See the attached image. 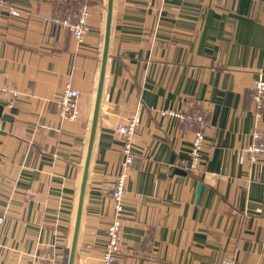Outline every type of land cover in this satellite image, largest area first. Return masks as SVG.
I'll return each mask as SVG.
<instances>
[{"label":"crops","instance_id":"obj_1","mask_svg":"<svg viewBox=\"0 0 264 264\" xmlns=\"http://www.w3.org/2000/svg\"><path fill=\"white\" fill-rule=\"evenodd\" d=\"M105 3L0 4V264L65 263ZM82 5L89 29L78 42L60 21ZM258 79L264 0H113L74 264H102L121 171L115 126L134 109L141 118L113 264H264V158L252 161L248 150L254 129L264 136V107L256 119L249 97ZM67 82L80 91L77 119L57 114ZM191 104L204 110L207 127L199 169L183 175L172 167L187 169L195 127L159 110Z\"/></svg>","mask_w":264,"mask_h":264},{"label":"built area","instance_id":"obj_2","mask_svg":"<svg viewBox=\"0 0 264 264\" xmlns=\"http://www.w3.org/2000/svg\"><path fill=\"white\" fill-rule=\"evenodd\" d=\"M4 0H0V4ZM10 13L18 15L17 10H11ZM89 11L86 5H82L78 10L63 18L60 22L62 26L68 29L78 42L83 41L84 35L88 31ZM80 91L76 89L70 82L63 85L60 97L57 100V114L60 118L77 119L80 114L78 98ZM250 102L254 107L255 118L260 117L261 109L264 107V81L258 79L249 93ZM159 113L166 117H175L183 125H193L190 146L188 151L187 169L190 172H196L201 162V150L205 138L206 121L204 110H192L189 107L181 110L160 109ZM141 114L138 109H134L128 115L120 120L115 131L122 141L121 145V171L115 177V181L110 190V199L112 202V218L107 227V239L103 245L102 264H113L115 255L119 252L120 234L122 223V209L124 197V185L129 169L133 163V138L136 127L140 123ZM253 143L248 150L250 151V159L254 161L257 157L264 158V136L254 129L252 131ZM3 216L0 215V227ZM30 264H37L31 262ZM221 264H234L230 259H222Z\"/></svg>","mask_w":264,"mask_h":264},{"label":"water","instance_id":"obj_3","mask_svg":"<svg viewBox=\"0 0 264 264\" xmlns=\"http://www.w3.org/2000/svg\"><path fill=\"white\" fill-rule=\"evenodd\" d=\"M112 11H113V0H106L105 3V18H104V32H103V39H102V48H101V55L99 61V70H98V77L94 95L93 106L91 110V116L89 121V128H88V136L86 142V148L84 153V160L82 163V170H81V177L79 181L78 187V194H77V201H76V208L74 213L73 219V226H72V233L70 238L69 246L66 250L65 255V263L64 264H74V258L76 254L77 242L80 232V225H81V218H82V211L84 205V197L86 192V185L88 180L89 174V166L92 157V149L94 144V138L96 133V124L97 118L100 108V101L102 97L103 91V84H104V75L106 70V63L108 58V49H109V42H110V33H111V23H112ZM3 105L5 102L0 100V114ZM174 173H181L186 174L189 172L188 169L172 167ZM202 183L198 182L196 187V195L198 196Z\"/></svg>","mask_w":264,"mask_h":264},{"label":"trees","instance_id":"obj_4","mask_svg":"<svg viewBox=\"0 0 264 264\" xmlns=\"http://www.w3.org/2000/svg\"><path fill=\"white\" fill-rule=\"evenodd\" d=\"M75 9H77V7H75V8H73V9H71V10H75ZM78 10V9H77ZM76 11V10H75ZM75 11H71V13H69V15L70 14H72L73 12H75ZM191 106V107H190ZM189 107H190V109H192V110H199L200 108H198L197 106H195V104H191V105H189Z\"/></svg>","mask_w":264,"mask_h":264}]
</instances>
